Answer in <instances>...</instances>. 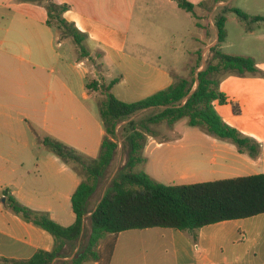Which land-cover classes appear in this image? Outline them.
Returning a JSON list of instances; mask_svg holds the SVG:
<instances>
[{"label":"crops","instance_id":"1","mask_svg":"<svg viewBox=\"0 0 264 264\" xmlns=\"http://www.w3.org/2000/svg\"><path fill=\"white\" fill-rule=\"evenodd\" d=\"M62 1L70 6L64 18L85 35L82 45L88 56L81 55L72 38L59 37L47 24L44 4L0 0V264H24L36 252L52 251L55 245L51 234L24 221L7 206L8 196L32 210L49 213L63 226H70L76 220L72 197L82 177L72 165L50 151L44 140L59 141L89 158L99 156L106 132L100 112L95 113L89 104L92 96L98 103L101 101L98 97L101 91L87 88L89 74L93 75L92 81L100 83L119 79L118 83L124 85L133 80L146 96L168 88L175 81L174 67L164 68L146 61L143 70L128 62L131 57L124 56L127 34L123 28L87 14L75 7L73 0ZM104 1L116 8L121 0ZM136 1L122 0L127 5ZM82 20L119 33L122 46L97 38L94 25L83 29ZM188 35L193 41L194 33ZM92 57H96V64L104 70V78L99 79L86 63ZM115 69L123 77L109 79L108 71ZM74 71L78 76L76 83L72 77ZM242 80L244 90L237 99L253 118L252 124L249 127L236 124V118L245 113L236 115L227 107H233L236 98L233 100L221 90L229 102L217 101L223 109H218L216 102L215 108L227 124L261 145L260 156L252 158L231 141L189 126L188 119L180 120L162 136H147L142 152L146 153V172L153 179L166 185H182L264 174V109H261L264 78L248 75ZM96 207L88 209L83 233L88 230L90 234L88 222ZM126 232L134 240L136 252H141L149 264H264V214L222 221L194 231L156 227ZM138 241L143 242V248ZM71 244L65 246L53 264L69 261L65 250L73 247Z\"/></svg>","mask_w":264,"mask_h":264},{"label":"trees","instance_id":"2","mask_svg":"<svg viewBox=\"0 0 264 264\" xmlns=\"http://www.w3.org/2000/svg\"><path fill=\"white\" fill-rule=\"evenodd\" d=\"M26 1L43 4L40 0ZM175 1L181 9L197 18L194 3L190 0ZM45 7L48 12L47 24L56 32L57 29L64 30L65 36L62 38H72L81 55L88 56V51L82 45L85 35L74 23L63 17L70 6L67 3L58 5L49 0ZM229 11L237 12L244 20L249 19L246 13L235 8ZM253 20L257 22L264 20V17H254ZM215 25L218 44L211 47L207 65L200 71L202 64L201 56L199 57L190 79L179 77L168 88L133 103L122 101L112 93L119 79L109 83L97 80L87 83L88 90L94 88L104 95L99 103V111L106 136L99 156L89 158L59 141L51 138L44 140L45 146L72 165L81 177L83 172L88 175L86 180L82 177L72 197L75 222L70 226H63L53 220L49 213L32 210L14 197H7V206L16 215L47 231L55 241L52 251L40 250L24 264H53L68 243L76 242L82 237L85 216L89 213V201L96 190L97 181L104 176L114 160L119 146L117 128L126 120L129 122L122 128L129 148L125 170L115 178L92 212L87 244L71 264H111L118 236L128 230L161 227L194 231L222 221L264 214V174L197 184L166 185L155 181L144 171H134L137 165L144 163L142 151L147 136L153 134L150 126L164 122L173 125L184 118L188 119L191 127H200L209 135L231 141L240 152L247 153L252 158L260 156L261 145L227 124L217 112L215 102H229L228 97L220 91V83L224 77L236 74L241 77L254 75L264 78V71L258 68L256 60L251 56L224 53L220 45L227 37L226 16H218ZM232 105L234 113L239 115V104ZM151 108L159 111L145 119H131L135 114ZM103 242L104 247L101 246Z\"/></svg>","mask_w":264,"mask_h":264},{"label":"rangeland","instance_id":"3","mask_svg":"<svg viewBox=\"0 0 264 264\" xmlns=\"http://www.w3.org/2000/svg\"><path fill=\"white\" fill-rule=\"evenodd\" d=\"M44 5H47L49 0H40ZM58 5L66 4L62 0H52ZM197 18L191 13L186 12L178 6L175 0H137L135 4L132 2L127 5L120 1L119 5L114 8L112 4L104 3V0L85 1L73 0V5L83 10L87 14L96 16L109 23L116 24L126 31L127 46L124 56H129L128 62H131L133 67L145 69V63L153 62L157 66L164 68H175L174 80L179 77L191 78V71L198 62L201 56L202 70L208 62L211 47L218 44V31L215 25L216 18L221 15L226 16V40L221 43L220 49L230 55L251 56L256 60L257 66L264 70V20L254 21V17H264V0H196ZM173 3V4H170ZM175 5V6H174ZM227 8V9H225ZM235 8L249 16L248 20L239 17L237 12L229 11ZM120 14V16L118 15ZM64 17V15H63ZM189 17H192L190 19ZM66 19V18H65ZM128 20V23H127ZM83 29L91 27L92 22L82 20ZM54 23L56 21L54 20ZM125 23V24H124ZM196 25V27L194 26ZM94 35L110 44L117 47L122 46L123 40L117 32L108 30L104 27L94 25ZM80 28V27H79ZM59 37H64V30L57 29ZM194 33L193 41L188 34ZM197 34V35H195ZM108 35V37H107ZM200 37V38H198ZM68 51V46H66ZM97 53L95 56L97 57ZM96 57H92L86 63L92 68L99 79L104 78L101 66L96 64ZM125 59L121 60L124 62ZM93 66V67H92ZM108 78H122L123 74L118 69L108 71ZM74 83L78 78L74 71ZM90 81L93 78L89 74ZM243 77L236 74H231L224 77L220 83V90L228 93L233 100L240 106V115L236 118V124L249 127L253 118L248 116L244 105L237 98L242 96V80ZM139 84L136 82L127 81L126 84L118 83L112 91L113 94L120 100L127 103L137 102L148 96L139 89ZM94 91V90H92ZM101 100L104 98L102 91L98 96ZM101 102V101H100ZM90 106L95 113L99 114V103L95 96H92L89 101ZM218 109H223L216 101ZM226 107V106H225ZM233 111V107L228 105ZM261 109H264L262 107ZM159 109H149L135 114L131 119L141 120L157 113ZM187 121V118L182 119ZM181 120V121H182ZM182 121V122H183ZM129 122L126 120L121 122L118 128V146L116 155L111 165L107 169L103 177L97 181L96 190L92 195L88 204V209L93 210L107 190L111 187L115 178L125 170V165L128 159V145L125 142L123 127ZM181 122V123H182ZM153 131V136H162L163 132L174 128L173 125H168L166 122L150 126ZM235 127V126H233ZM236 128V127H235ZM239 130V129H238ZM143 158L146 153L142 152ZM145 162V159H144ZM80 167V166H79ZM134 171L146 172L145 163L139 164ZM147 173V172H146ZM83 179H88L87 173L83 172ZM152 178V177H151ZM155 180V179H154ZM92 181V180H91ZM156 181V180H155ZM90 224V221L88 222ZM88 230L85 231L81 240L73 242V247L66 248L65 252L69 254L68 264L76 257L88 241ZM80 241V242H79ZM80 243L79 248L76 246ZM141 248L143 242L138 241ZM134 240H130L128 232L120 234L118 249L115 254L112 264H149L145 257L136 252ZM105 242L101 243L104 247ZM137 246L136 248H138ZM151 257V256H150ZM55 264H61L56 262ZM84 264H93L86 262Z\"/></svg>","mask_w":264,"mask_h":264}]
</instances>
